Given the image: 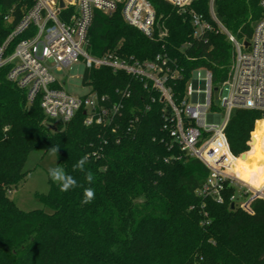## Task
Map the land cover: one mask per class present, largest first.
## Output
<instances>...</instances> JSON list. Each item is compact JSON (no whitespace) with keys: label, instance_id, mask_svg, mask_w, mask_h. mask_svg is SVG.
Masks as SVG:
<instances>
[{"label":"trees","instance_id":"16d2710c","mask_svg":"<svg viewBox=\"0 0 264 264\" xmlns=\"http://www.w3.org/2000/svg\"><path fill=\"white\" fill-rule=\"evenodd\" d=\"M259 1L216 0V18L247 43L263 16ZM150 2L166 36L147 38L120 11L95 12L87 51L139 61L167 54L182 74L170 83L176 103L183 101L195 71H210L216 88L226 82L234 45L212 18L210 0H193L183 10L164 0ZM33 4L0 0V46L13 26L3 14L12 11L15 24ZM193 14L211 27L199 39ZM7 73L8 68L0 70V264H264V199L243 209L231 198L244 191L229 181L223 204L199 195L209 170L163 129L171 111L151 87L109 68L86 69L83 84L120 106L111 126L87 127L83 110L68 123L47 118L40 101L29 103ZM126 90L128 98L117 92ZM226 136L238 158L236 174L252 185L264 184V175L248 174L264 168L261 113L234 111ZM56 145L58 164L77 186L62 192L51 180L48 193L38 194L44 208L24 212L9 192L27 179L30 155ZM84 155L89 157L84 171L73 170ZM86 188L95 191L88 204L82 203Z\"/></svg>","mask_w":264,"mask_h":264},{"label":"built area","instance_id":"2783aa9c","mask_svg":"<svg viewBox=\"0 0 264 264\" xmlns=\"http://www.w3.org/2000/svg\"><path fill=\"white\" fill-rule=\"evenodd\" d=\"M164 1L183 10L193 0ZM215 1L210 0V14L234 45L229 79L219 85L228 86L229 90L222 99L216 97L219 87L214 86L212 73L198 70L187 85L183 101L176 103L170 83L181 79L182 74L176 61L167 54L139 61L116 54L95 57L87 51L95 12L111 16L120 11L125 22L147 38L166 36L168 32L158 21L150 0H34L15 24L12 11L4 13L5 23L13 26L0 46V70L8 68V81L25 91L29 103L38 99L47 118L68 123L83 110L87 127L111 126L120 114V106L117 102L110 103L108 97L100 96L91 87L83 96L69 94L53 71L62 72L81 59L86 69L109 68L116 74L124 73L144 82L171 111L169 116L165 115L163 129L185 154L200 160L209 170L199 195L211 196L223 204L229 181L244 191V195L231 200L242 201V208L250 211L252 201L264 199V186L256 189L238 178L233 170L238 158L231 152L226 130L236 110L257 111L264 121V0L259 1L263 16L254 27L249 47L218 22ZM192 24L198 39L211 29L196 14L192 16ZM117 92L122 98L131 96L129 90Z\"/></svg>","mask_w":264,"mask_h":264},{"label":"rangeland","instance_id":"374dc122","mask_svg":"<svg viewBox=\"0 0 264 264\" xmlns=\"http://www.w3.org/2000/svg\"><path fill=\"white\" fill-rule=\"evenodd\" d=\"M85 71L86 66L84 62L79 59L69 68L64 69L62 72L53 71V74L61 82L62 87L66 92L74 96H83L90 91V88L85 86L82 82V77ZM228 94V86H220L216 97L222 99ZM57 166H60L58 164L57 156H52L49 152H33L30 155L25 168L26 171L29 172L27 179L18 187H14L9 192V197L24 212L43 209L44 206L38 199V194L48 193L51 181L48 175V169ZM248 174L252 178H263L264 168L250 170ZM241 202L242 201H238L237 204L239 205Z\"/></svg>","mask_w":264,"mask_h":264},{"label":"clouds","instance_id":"9594fccd","mask_svg":"<svg viewBox=\"0 0 264 264\" xmlns=\"http://www.w3.org/2000/svg\"><path fill=\"white\" fill-rule=\"evenodd\" d=\"M58 151L59 145H56L49 149V154L52 156H56ZM88 159L89 157L87 155L81 157L76 162V164L73 165V170L84 171V166L87 163ZM48 175L54 183L59 185L60 191L62 192H67L77 186L76 179L72 175L66 173L63 167L57 166L49 168ZM85 178L89 183H91L94 177L91 172H88ZM83 195L84 199L82 200V203L88 204L95 198V191L92 188H86L84 189Z\"/></svg>","mask_w":264,"mask_h":264},{"label":"crops","instance_id":"0c3cea01","mask_svg":"<svg viewBox=\"0 0 264 264\" xmlns=\"http://www.w3.org/2000/svg\"><path fill=\"white\" fill-rule=\"evenodd\" d=\"M251 185V184H250ZM253 188H256V189H259V188H262L264 186V184H261L259 181H258V184L257 185H251Z\"/></svg>","mask_w":264,"mask_h":264},{"label":"water","instance_id":"95a60500","mask_svg":"<svg viewBox=\"0 0 264 264\" xmlns=\"http://www.w3.org/2000/svg\"><path fill=\"white\" fill-rule=\"evenodd\" d=\"M245 47H249V43H245ZM215 105L217 106L218 105V100L215 101ZM245 155H243L242 157H244Z\"/></svg>","mask_w":264,"mask_h":264},{"label":"bare ground","instance_id":"6f19581e","mask_svg":"<svg viewBox=\"0 0 264 264\" xmlns=\"http://www.w3.org/2000/svg\"><path fill=\"white\" fill-rule=\"evenodd\" d=\"M238 178H239L241 181L245 182L246 184L250 185V183H248V182L245 181L244 179L240 178L239 176H238ZM251 185H252V184H251ZM251 185H250V186H251Z\"/></svg>","mask_w":264,"mask_h":264}]
</instances>
